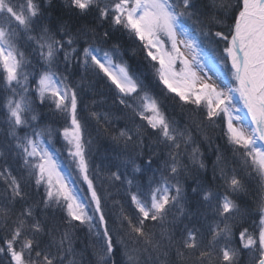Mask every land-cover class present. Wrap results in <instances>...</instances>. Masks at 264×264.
Listing matches in <instances>:
<instances>
[{
  "label": "snow or ice",
  "instance_id": "snow-or-ice-1",
  "mask_svg": "<svg viewBox=\"0 0 264 264\" xmlns=\"http://www.w3.org/2000/svg\"><path fill=\"white\" fill-rule=\"evenodd\" d=\"M0 264H264V0H0Z\"/></svg>",
  "mask_w": 264,
  "mask_h": 264
},
{
  "label": "trees",
  "instance_id": "trees-1",
  "mask_svg": "<svg viewBox=\"0 0 264 264\" xmlns=\"http://www.w3.org/2000/svg\"><path fill=\"white\" fill-rule=\"evenodd\" d=\"M132 63H135V61H131ZM86 101H90L93 99L91 96L85 97ZM219 142V141H218ZM111 141L107 137H99L95 138L94 140V153L96 156H99L100 154H103L105 150L110 146ZM99 159H97V163H99ZM190 183V181H189ZM252 197H246V199H251Z\"/></svg>",
  "mask_w": 264,
  "mask_h": 264
}]
</instances>
